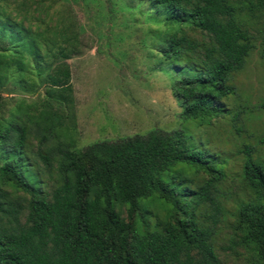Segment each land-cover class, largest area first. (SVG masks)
Returning <instances> with one entry per match:
<instances>
[{
	"label": "trees",
	"instance_id": "16d2710c",
	"mask_svg": "<svg viewBox=\"0 0 264 264\" xmlns=\"http://www.w3.org/2000/svg\"><path fill=\"white\" fill-rule=\"evenodd\" d=\"M141 1L164 22L153 57L174 73L181 118L224 119L246 134L239 118L251 108L231 111L225 100L250 52L264 58V0ZM25 19L0 6V89L47 70L36 100L0 99V264H224L223 227L231 232L222 250L264 264V157L255 146L240 143L236 174L228 155L185 127L77 147L67 61L81 51L76 25L57 16L32 29ZM256 107L264 111V98ZM233 178L245 195L229 207Z\"/></svg>",
	"mask_w": 264,
	"mask_h": 264
},
{
	"label": "rangeland",
	"instance_id": "374dc122",
	"mask_svg": "<svg viewBox=\"0 0 264 264\" xmlns=\"http://www.w3.org/2000/svg\"><path fill=\"white\" fill-rule=\"evenodd\" d=\"M37 5L41 8L38 15ZM16 19L25 15L24 24L43 29L57 16L71 17L80 35L81 51L68 61L73 86L72 121L75 144L84 147L93 141L116 139L153 128L171 130L187 128L196 138L208 140L212 151L229 156L227 169L239 172L242 155L237 153L242 141L255 146V155L264 157V111L257 108L264 98V58L259 48L252 50L244 67L231 78L236 93L225 100L231 111L245 107L250 112L240 116L247 133H231L228 121L213 119L211 125H197L195 120H183L182 108L170 86L174 73L159 69L154 59L156 29L164 27L149 4L141 0H0ZM36 17V18H35ZM261 21V19L259 20ZM259 24L257 22L255 27ZM256 34V29H250ZM196 38L197 32L187 31ZM4 43L0 41V45ZM46 69L32 72L33 81H20L12 76L0 89V99L6 106L16 99L27 102L43 95ZM248 135V136H247ZM1 163V160H0ZM233 199H240L245 190L238 179L229 182ZM126 217V213H123ZM231 230L223 227L217 236V252L224 264H248L242 255L235 256L221 246L228 244Z\"/></svg>",
	"mask_w": 264,
	"mask_h": 264
}]
</instances>
